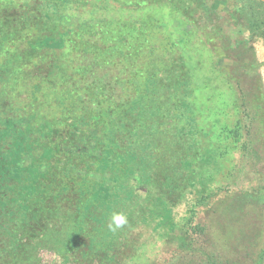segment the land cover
Listing matches in <instances>:
<instances>
[{"label":"trees","instance_id":"obj_1","mask_svg":"<svg viewBox=\"0 0 264 264\" xmlns=\"http://www.w3.org/2000/svg\"><path fill=\"white\" fill-rule=\"evenodd\" d=\"M70 1L44 0L34 13L2 20L10 34L23 38L27 62L42 63L34 97L40 91L48 107L36 146H30L28 127L0 133V264H56L42 261V250L60 256L58 264H105L110 242L98 229L114 210L126 213L128 223L158 230L173 245L165 264H233L214 243L215 216L222 212L217 203L239 198L248 225L264 230V83L255 49L243 34H226L205 0H112L130 7L165 1L186 25L200 29L191 50L142 66L139 58L156 49L149 32L164 27L161 16L143 22L98 17L75 30L65 21ZM10 7L0 1V10ZM65 46L95 61L124 63V85H115L120 95L105 83L98 90L82 87L87 98L65 86L64 53L55 52ZM46 126L56 133L44 137ZM163 131L178 136L180 145L169 175L157 170L153 176L164 157L155 149L150 162L147 151ZM24 152L28 159L22 162ZM139 170L148 183L140 194L128 184ZM184 196L190 207L176 219ZM199 207L206 209L202 219ZM255 254L250 264H262L264 249Z\"/></svg>","mask_w":264,"mask_h":264},{"label":"rangeland","instance_id":"obj_2","mask_svg":"<svg viewBox=\"0 0 264 264\" xmlns=\"http://www.w3.org/2000/svg\"><path fill=\"white\" fill-rule=\"evenodd\" d=\"M7 1H10L12 7L3 12L12 22L17 20V14H22L25 11L34 13L45 5L44 0ZM205 3L216 11L226 34H243L248 39L255 49L256 60L263 63L259 71L264 83V0H205ZM148 6L130 7L112 0H71L64 10L65 21L69 27L77 30L80 23H86L98 17L114 20L134 18L138 22H143L151 17L161 19V16V20L165 22L164 27H156L149 32L152 37L149 39L154 43L156 49L146 52L143 57L139 58L142 66L163 64L171 60L170 58H173L175 54H180L182 50H191L195 46L197 43L196 34H201L200 29L193 30L186 25L184 16L170 9L165 1L151 3ZM1 15L3 14L1 13ZM123 27L124 25L121 26V28ZM177 32L180 34H175ZM87 36L84 34L83 38H87ZM175 38L183 39L185 45L177 44L179 47L170 45L169 40ZM55 52L57 54L64 53L63 61L66 62L68 74L64 79L66 80L64 85H70L81 97L87 98L89 93L87 89L82 90V87L95 86L98 90L104 83L108 87L112 85L115 97L120 95V90L117 87L124 85L123 80L126 72V68L122 65L124 63L95 61L91 55L76 54L68 46L56 49ZM43 69L40 74H44L45 70ZM165 132H159L158 136L149 142L148 150L150 152H147L151 157L150 162L154 163L155 149H159L160 155L164 157L162 161L160 160V164L157 162L158 164L151 172L150 175L153 176L157 170L169 175V170L173 168L178 145H180L178 136L167 137ZM141 173L142 171L139 170L131 175L128 183L138 194L148 190V183L143 181ZM90 176L94 179L99 178L100 174L91 172ZM154 191L152 190V193ZM223 196H226L225 192L217 194L212 202L220 200ZM224 199L225 201L222 199L217 203L222 212L215 216L214 243L235 259L233 264H250L256 256L255 253L261 248L264 249V230L258 232L254 226L248 225L243 216V210H241V207L243 209L246 206L240 204L239 198L224 197ZM188 202L185 196L179 200L174 212L176 219L186 216L187 209L190 207ZM205 210V208L199 207L197 214L201 219ZM109 218H106L98 229L99 235L110 242L105 247L107 252L105 264H165L171 253L174 252L173 245L163 239L159 235V231L154 230L151 226L145 223H128L114 233L107 227ZM225 224H229L230 231L225 230ZM40 257L44 262L51 260L56 264L60 260V256L47 250H42ZM98 260V258L93 259L95 263H98ZM262 264H264V260Z\"/></svg>","mask_w":264,"mask_h":264},{"label":"flooded vegetation","instance_id":"obj_3","mask_svg":"<svg viewBox=\"0 0 264 264\" xmlns=\"http://www.w3.org/2000/svg\"><path fill=\"white\" fill-rule=\"evenodd\" d=\"M4 17L6 13L0 10V133L5 134L8 128L24 130L28 127L32 135L30 146L33 147L38 141L44 107H48L40 91L34 97V88L39 86L44 75L40 74L43 65L41 62H27L23 38L20 34H10L3 27ZM44 132V137L48 133H56L51 126H46ZM6 141L10 142V139ZM52 146L54 157H57L59 145L54 137ZM25 159H28V154L24 152L20 160L23 162Z\"/></svg>","mask_w":264,"mask_h":264},{"label":"clouds","instance_id":"obj_4","mask_svg":"<svg viewBox=\"0 0 264 264\" xmlns=\"http://www.w3.org/2000/svg\"><path fill=\"white\" fill-rule=\"evenodd\" d=\"M128 224V216L123 211H112L107 227L112 232H117Z\"/></svg>","mask_w":264,"mask_h":264}]
</instances>
